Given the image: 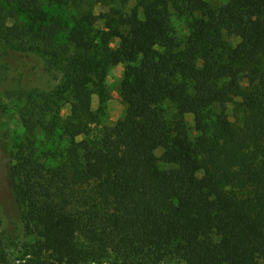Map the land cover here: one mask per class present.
<instances>
[{"label": "trees", "instance_id": "16d2710c", "mask_svg": "<svg viewBox=\"0 0 264 264\" xmlns=\"http://www.w3.org/2000/svg\"><path fill=\"white\" fill-rule=\"evenodd\" d=\"M133 1L0 0V44L58 82L28 95L55 155L11 167L26 241L0 229V264H264V0ZM120 64L125 115L90 137Z\"/></svg>", "mask_w": 264, "mask_h": 264}, {"label": "rangeland", "instance_id": "374dc122", "mask_svg": "<svg viewBox=\"0 0 264 264\" xmlns=\"http://www.w3.org/2000/svg\"><path fill=\"white\" fill-rule=\"evenodd\" d=\"M212 6L220 7L229 0H205ZM122 0H100L94 6L93 11L96 15L106 13L112 8L120 9ZM136 3L132 0L124 8L129 12L135 7ZM53 12V11H52ZM68 16V15H66ZM66 18V17H65ZM177 32L183 37L188 30L183 19L173 18ZM120 45L118 40L111 43L113 48ZM125 66L120 64L110 68L106 87L110 96L109 101L102 107L100 122L92 126L91 136L100 133L106 127L114 126L119 120L123 119L126 105L121 98V85L124 79ZM0 219L1 231L5 233L12 242L23 243L26 241L24 236V223L21 217V208L17 203L15 183L11 177V167L16 164L19 154H29L30 147L52 158L55 154V146L47 143L44 133L40 130L31 132L29 120L34 121L40 115L37 105L41 100L36 99L31 103L28 95L33 93H50L56 90L58 82L55 77L46 71L43 59L35 54H24L17 50L4 47L0 44ZM35 97L31 99L34 100ZM101 103L97 96L93 97L92 108L98 112ZM69 105L63 107L62 115H69ZM28 119V121H27ZM228 126L234 122L233 108L230 107L225 114ZM189 128L194 136L193 121L189 120ZM163 150H158L157 155L162 156ZM161 168L167 166L161 163ZM17 257V254L16 256ZM16 261L14 264H18Z\"/></svg>", "mask_w": 264, "mask_h": 264}]
</instances>
